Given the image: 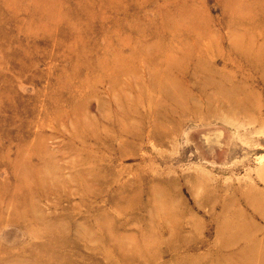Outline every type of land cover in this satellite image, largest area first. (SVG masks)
<instances>
[{
  "label": "rangeland",
  "instance_id": "obj_1",
  "mask_svg": "<svg viewBox=\"0 0 264 264\" xmlns=\"http://www.w3.org/2000/svg\"><path fill=\"white\" fill-rule=\"evenodd\" d=\"M263 55L264 0H0V264H226L237 210L263 258Z\"/></svg>",
  "mask_w": 264,
  "mask_h": 264
},
{
  "label": "bare ground",
  "instance_id": "obj_2",
  "mask_svg": "<svg viewBox=\"0 0 264 264\" xmlns=\"http://www.w3.org/2000/svg\"><path fill=\"white\" fill-rule=\"evenodd\" d=\"M264 56V55H263ZM183 59H185V56L183 55ZM172 63L170 64V67H174V69H180L179 67L175 68V66H179V61H171ZM168 65V63L166 64ZM173 73H175V70H171ZM164 85H169L170 89H164V95L166 97V99L169 102H175L176 105L175 107H171V104L166 106V107H171V110L174 111V109L176 111H181L184 112V108L186 105V107L188 108V110L192 111L193 113H195L198 109V106L191 103L190 99L188 98L186 101L184 98H180L178 97L176 94L179 93V89L176 88V90L173 89L172 86V81L170 79H166ZM219 93L223 94V91H221V89L219 88ZM175 94V95H174ZM226 98H230V94H226ZM230 96V97H229ZM182 97V96H181ZM206 98H208V95L205 96ZM210 99V98H208ZM229 100V99H228ZM211 102L207 100L206 102V106H204V109L206 110H210L211 112L216 113L218 111V109H220V106L215 107L214 105H211ZM240 105V104H239ZM164 106V107H165ZM234 106V104H233ZM242 106V105H241ZM245 105H243L244 107ZM152 107V106H151ZM158 107H160V104L158 105ZM124 108V107H123ZM218 108V109H217ZM229 108H232V106H230ZM128 110H134V109H128ZM232 111V109H231ZM219 112V111H218ZM230 112V111H229ZM238 112L235 111V114H237ZM234 115V113H233ZM236 116V115H234ZM163 115L161 113H156L154 115V128L156 130L157 133V137L161 138L163 137L164 133L165 135L168 134V131L166 132V130H162L161 129V123L159 122L162 119ZM161 118V119H160ZM163 120V119H162ZM159 124V125H158ZM126 129L130 128V130L132 128H135L134 126L132 127V124L130 125H125L124 126ZM132 127V128H131ZM124 129V128H123ZM124 129V130H126ZM29 169V168H28ZM16 175H18V173L16 172ZM22 177H26V175L22 174ZM196 177V176H195ZM26 179V178H25ZM37 182H39V184L43 185L45 184V181H48V179H45L44 177H40L38 179H36ZM196 180V179H195ZM97 178L94 177L93 182H91L92 185L97 182ZM201 184V183H198ZM26 186V184H25ZM40 186V185H39ZM199 186V185H198ZM32 187V186H31ZM203 188V187H202ZM205 188V187H204ZM29 190V189H28ZM159 189L157 188V186L151 187L150 188V192H153L152 194H157L158 193H164V191H158ZM28 195V194H27ZM247 198H246V202L247 205L253 210L254 213H256L257 215H259L263 220H264V208H262L263 206H258L257 205V201H259L257 199L256 196H252L251 198L250 193L247 194ZM213 196V195H212ZM249 198V199H248ZM231 201V200H230ZM207 202L210 203L211 205L215 204L216 201L214 199H207ZM33 205V203H30ZM154 204H156L154 202ZM224 205V204H223ZM222 205V206H223ZM221 206V208H222ZM228 209V207H224V210ZM238 214V218L237 220H239L237 223H231V222H226L222 219L217 218V230L219 232V234L221 235V246L224 248L225 252H224V258L226 260V264H230L232 260H237V259H241L243 264H247L244 260V256L247 255L248 253L252 254L253 252L257 251V248L255 249V247H245V243L250 241L257 233L254 232L255 226L253 225V223L249 220V218H247V216H245L244 213H240L239 210L236 211ZM30 215L33 216L31 210L29 211ZM233 214V210L231 211L230 215ZM229 231H232L229 233ZM105 232V229H104ZM228 235V236H227ZM122 241H118V243H121ZM102 243V246L104 244H112L115 245L117 247V249H122V246L118 245L117 241H113L112 239H107L104 240ZM234 243L235 246L238 245L237 248L234 247ZM263 258L260 257L256 262L253 260L252 255L249 258V264H264V249L262 247H260ZM101 251V249H98ZM66 253V251H64ZM48 261V260H47ZM48 264H50V262L48 261ZM211 264H223V260L222 257L218 258L215 262H211Z\"/></svg>",
  "mask_w": 264,
  "mask_h": 264
}]
</instances>
